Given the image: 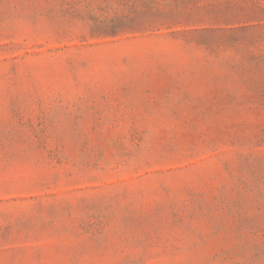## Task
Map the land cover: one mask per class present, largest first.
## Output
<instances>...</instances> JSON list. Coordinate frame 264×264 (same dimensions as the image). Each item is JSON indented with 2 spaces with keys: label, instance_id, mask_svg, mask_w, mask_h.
<instances>
[{
  "label": "rangeland",
  "instance_id": "obj_1",
  "mask_svg": "<svg viewBox=\"0 0 264 264\" xmlns=\"http://www.w3.org/2000/svg\"><path fill=\"white\" fill-rule=\"evenodd\" d=\"M0 264H264V0H0Z\"/></svg>",
  "mask_w": 264,
  "mask_h": 264
}]
</instances>
